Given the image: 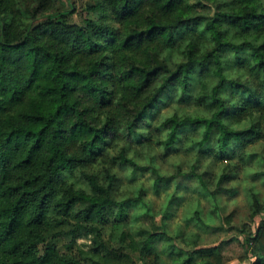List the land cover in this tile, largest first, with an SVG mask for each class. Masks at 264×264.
Wrapping results in <instances>:
<instances>
[{
	"label": "clouds",
	"instance_id": "obj_1",
	"mask_svg": "<svg viewBox=\"0 0 264 264\" xmlns=\"http://www.w3.org/2000/svg\"><path fill=\"white\" fill-rule=\"evenodd\" d=\"M97 259L264 264V0H0V264Z\"/></svg>",
	"mask_w": 264,
	"mask_h": 264
},
{
	"label": "trees",
	"instance_id": "obj_2",
	"mask_svg": "<svg viewBox=\"0 0 264 264\" xmlns=\"http://www.w3.org/2000/svg\"><path fill=\"white\" fill-rule=\"evenodd\" d=\"M41 131H43V129H42ZM10 135H11V134H10ZM24 185H25V191H26V192H31V191H32V188H31V185H30V182H29V181H25V182H24ZM17 187H19V186H17ZM16 203H17V204L19 203V200H18V199L16 200ZM5 242H6L9 246H12V245L15 244V241H13V240H6ZM68 264H74V262L69 261ZM94 264H101V262H100L99 259H97V260L94 261Z\"/></svg>",
	"mask_w": 264,
	"mask_h": 264
}]
</instances>
